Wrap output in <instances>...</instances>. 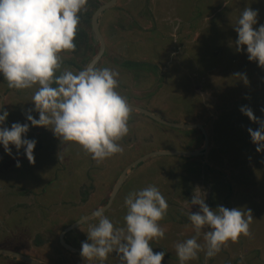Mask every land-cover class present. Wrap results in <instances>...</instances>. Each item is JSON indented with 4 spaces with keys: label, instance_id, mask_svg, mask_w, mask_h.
Here are the masks:
<instances>
[{
    "label": "rangeland",
    "instance_id": "374dc122",
    "mask_svg": "<svg viewBox=\"0 0 264 264\" xmlns=\"http://www.w3.org/2000/svg\"><path fill=\"white\" fill-rule=\"evenodd\" d=\"M106 1H91L93 5L89 8L94 11ZM246 7L258 11V23L253 26L258 30L264 25V0H118L101 16V30L107 47L96 68L108 67L119 72L116 91L121 96L129 103L148 105L156 112L179 114L185 123H202L210 118L209 128L202 123L210 137L206 155L154 156L145 160L132 171L116 204L104 213L114 227H125L127 207L122 206L128 194L156 186L169 205L167 215L159 221L166 229L164 238L150 242L154 253H166L162 264H180L176 244L195 235L188 214L199 210L198 205L190 202L197 188L201 190V198L213 210L224 206L241 208L247 214L250 209L253 216L251 236L241 235L237 243L229 241L211 258L206 257L205 247L198 253V259L186 264H264V152H257L251 136L245 139L242 133L245 125L246 130H256L260 125L241 112L242 107H249L256 117L264 120V111H261L264 109V84L259 83V92L253 98L251 94L246 95L252 90L249 84L264 80V68L248 59L246 45L243 51H237L235 27ZM90 19L91 16L84 21V30L88 33L86 42L77 43L75 51L61 56L57 75L64 70L74 73L83 70L87 60L97 53L89 30ZM115 24L123 26L119 28ZM80 56L84 63L79 62ZM210 65H215V69H209ZM145 85L147 88L143 89ZM38 87L10 89L0 73V91L7 93L0 115L4 110L9 113L0 127L11 128L13 123L31 124L26 117L28 110L35 108L31 98ZM149 93L153 95L148 98ZM193 114L199 122H193ZM31 115L39 119L38 112L32 111ZM130 120L129 133L122 138L128 141L127 144L117 142L129 155L109 160L115 177L126 162L154 150L181 149L176 146L177 142L193 136L189 134L192 129L152 126L143 114L134 110ZM43 129H35L29 135L36 141L34 164L29 162L26 154L2 155L5 149L0 143V160L8 157L3 162L6 168L0 170V248L19 249L51 263L78 264L69 253L60 249L59 229L64 221L92 206L79 204L80 186L76 175L70 176L63 171L67 176L64 177L62 172H56L66 164L74 169L72 164L79 159L78 154L85 151L74 142L62 143L52 130ZM194 141H197L195 136ZM17 161L20 163L18 169ZM55 177L56 182H48ZM44 182L48 186L45 187ZM56 185L66 189L68 194L62 192L55 196V190L51 188ZM43 189L47 191L42 193ZM97 223V218L89 220L73 230L70 239L69 235L65 236V240L81 245L90 242L86 232L89 226ZM27 233L30 237H25ZM31 234L45 243L27 241ZM198 243L205 245L203 231ZM20 263L28 264L15 257L0 255V264ZM95 264H101V261L96 259ZM103 264H120L118 254L110 253Z\"/></svg>",
    "mask_w": 264,
    "mask_h": 264
},
{
    "label": "clouds",
    "instance_id": "9594fccd",
    "mask_svg": "<svg viewBox=\"0 0 264 264\" xmlns=\"http://www.w3.org/2000/svg\"><path fill=\"white\" fill-rule=\"evenodd\" d=\"M87 4L88 0H0V73L10 89L39 86L31 98L35 108L29 109L26 117L32 126L51 128L62 143L80 145L100 163L123 153L117 142L129 133L132 109L116 91L120 74L108 67L98 69L92 65L77 73L64 70L56 74L62 63L60 54L77 47L74 41L80 14L87 10ZM257 17L258 11L251 7L241 12L235 27L236 45L237 51H243L246 45L248 59L264 68V25L254 29ZM32 111L39 113V119L31 115ZM241 112L260 125L256 130L248 128V132L256 151L264 152V120L256 117L249 107H242ZM8 116L4 110L0 125ZM28 131V123L0 127V143L9 155L10 145L17 150L24 148L27 159L34 164L36 141L23 138ZM200 192L197 188L190 201L199 210L188 214L195 235L175 246L180 264L198 259V253L205 247L206 257L211 258L229 241L237 243L241 235L251 236L250 209L247 214L241 208L218 206L213 210ZM124 203L125 227H114L102 210L95 213L98 223L89 226L86 232L90 242L81 245L80 254L86 264H95L96 259L103 264L113 252L118 254L120 264H162L166 253H154L150 242L165 236L166 229L159 221L167 215L166 199L156 186L150 185L129 193ZM202 231L203 246L198 243Z\"/></svg>",
    "mask_w": 264,
    "mask_h": 264
},
{
    "label": "flooded vegetation",
    "instance_id": "af4514ba",
    "mask_svg": "<svg viewBox=\"0 0 264 264\" xmlns=\"http://www.w3.org/2000/svg\"><path fill=\"white\" fill-rule=\"evenodd\" d=\"M91 1H94V0H88V4H87V6H86V11H82L81 12V14H80V23H79V25H78V29H77V36H76V39H75V41H74V43L77 45V43H78V45L80 44V43H85L86 42V38H85V35L86 34H88V33H86L87 32V30L85 29L84 30V28L86 27V26H84V21H85V18L87 17L88 18V20H89V16H91V19H92V15H93V13H94V11L99 7H96V9L94 10V11H92V9L91 8H89V6L92 4L91 3ZM118 2V1H117ZM93 5V4H92ZM100 5V4H99ZM113 8V7H112ZM111 9V8H110ZM90 12H92V15H91V13ZM125 13V12H124ZM91 19H90V32H91ZM101 24H102V22H101V18H100V26H101ZM123 25H121V24H115V27H119V28H121ZM91 34V33H90ZM104 35V34H103ZM91 36H92V34H91ZM105 37V36H104ZM93 38V37H92ZM92 41H94L93 39H92ZM65 53H67V52H62L61 54H60V56H64L65 55ZM76 70V69H75ZM5 100H7V93L6 92H1L0 91V103H2L3 105H4V103H5ZM132 104H134V103H132ZM137 105V104H136ZM138 106H141V105H139L138 104ZM141 107H143V106H141ZM135 111V110H134ZM137 112V111H136ZM2 114V113H1ZM141 114V113H140ZM156 114H158V113H156ZM160 115V114H159ZM162 116V115H161ZM164 118V117H163ZM151 119V118H150ZM166 119V118H165ZM132 120H130L129 119V121H128V126H130V125H132V122H131ZM154 121V120H153ZM13 122H18V121H15V120H13ZM154 122H156V121H154ZM175 122V121H174ZM157 123V122H156ZM185 123V122H184ZM169 127V126H168ZM38 128H40V129H43V128H45V127H39V126H32L31 124H29V131L25 134V136L23 137L24 139H30V140H32V138H31V136H29L30 135V133H32L33 132V130H35V129H38ZM172 128V127H171ZM46 129H50V128H46ZM44 130V129H43ZM51 130V129H50ZM142 132H139V134H141ZM138 134V135H139ZM137 135V136H138ZM137 136L135 137L136 139H139V138H137ZM140 137H142L143 138V134H141L140 135ZM41 141H43L42 139H40V142ZM122 143H124L125 145L127 144V142L128 141H124V139H122V140H120ZM130 143V142H129ZM134 144L136 145V149H138V144H137V142H134ZM15 146V145H14ZM130 146V148H134V145H129ZM10 147H11V149H12V155H17V154H25V149L23 150V151H21V150H16L14 147H13V145H10ZM21 149H23V148H21ZM7 152L6 151H3L2 152V155H4V154H6ZM11 155V156H12ZM76 155V154H75ZM79 155V159L77 160V161H75V164L73 165L72 164V166H73V168L74 169H72V168H68V166H70V164H66V167L63 165L62 166V169H61V172L63 173V171H67L69 174H70V176H72V175H76V180H77V182H78V184H79V194H78V196L80 197L79 198V204H85V203H87L88 205H91V206H93V205H97L98 204V199L99 198H101L102 196H104L105 195V190H106V188H111V191H110V195H111V193H112V191H113V189H114V186L116 185V183H117V181L119 180V178H120V176H121V173H122V171L125 169V167L127 166V165H129L130 163H128V164H126V165H123L121 168H120V171H118L117 172V175H116V177H115V173L111 170V168H110V166H109V160L111 159V158H113L114 160H115V158H117V157H119L118 159H121L122 157H126L127 155H129V154H127V153H125V152H123L122 154L121 153H117V154H115V155H113L112 157H109V158H106V159H104L102 162H100V163H97L95 160H93L92 159V157H91V155L90 154H88V153H86V152H81V153H79L78 154ZM141 156H143V154L142 155H140L139 157H141ZM139 157H137V158H139ZM137 158H135L134 160H136ZM7 159H8V157L7 158H1V160H0V170H4L6 167H4V161H7ZM52 160H54V162H55V160L56 159H53V157H52ZM67 160V159H66ZM133 160V161H134ZM132 161V162H133ZM18 162V161H17ZM14 164V163H13ZM138 166H140V164L138 165ZM137 166V167H138ZM137 167H135V168H133V169H130L129 171H128V175H127V177L125 178V181H124V183L122 184V186H121V188L119 189V191H118V193H117V195H116V197H115V199H114V201H113V203H112V205H111V207L112 206H114L115 204H116V202H117V198H118V196L120 195V193L121 192H123L124 193V186L126 185V182H128L127 180H129V176L131 175V173H132V171L133 170H135ZM16 168L18 169V167H17V165H16ZM116 170V169H115ZM112 171V172H111ZM111 172V173H110ZM9 175H12V174H9ZM8 176V175H7ZM62 176H64V177H67L66 176V174L65 173H63V175ZM107 178H110V180H107ZM55 181L56 180V178H53V179H51V180H49L48 182H52V181ZM54 181L52 182V183H54ZM47 182V181H46ZM47 182V183H48ZM56 182V181H55ZM46 186H48V185H46ZM100 193V194H99ZM122 193V194H123ZM110 195H109V197H110ZM109 197H108V199H109ZM108 201V200H107ZM88 202H92V203H88ZM107 203V202H106ZM102 207V206H101ZM110 207V208H111ZM123 208L125 207L126 208V205H125V203H124V205L122 206ZM109 208V209H110ZM108 209V210H109ZM95 218V217H94ZM188 220V219H187ZM190 221V220H189ZM188 221V222H189ZM185 222H187V221H185ZM191 223V222H190ZM71 233V232H70ZM70 233H68V234H70ZM67 234V235H68ZM66 235V236H67ZM67 241V240H66ZM68 242V241H67ZM68 243H70V242H68ZM70 244H72V245H74L73 243H70ZM75 246H77V245H75ZM32 257V256H31ZM33 258V257H32ZM36 259V258H35ZM38 260V259H37ZM41 261V260H40ZM28 263V262H27ZM28 264H30V263H28Z\"/></svg>",
    "mask_w": 264,
    "mask_h": 264
},
{
    "label": "water",
    "instance_id": "95a60500",
    "mask_svg": "<svg viewBox=\"0 0 264 264\" xmlns=\"http://www.w3.org/2000/svg\"><path fill=\"white\" fill-rule=\"evenodd\" d=\"M117 1L118 0H108V1L100 4L99 7L94 11V13L92 15L91 34H92L94 43L98 47V50H97V53L95 54V56L87 64V66L92 65V66L96 67L106 53L107 44H106V39H105L103 32L101 30L100 18L103 15V13H105L110 8L114 7L117 4ZM128 104L132 110H135V111L151 118L152 120L156 121L159 124L166 125V126H169L172 128H179V129L200 128L203 135H204V140H205L204 147L202 149H199V150H185V149L154 150V151H150L148 153L143 154V156L137 158L136 160L131 162L129 165H127L125 167V169L122 171L121 176H120L119 180L117 181L116 185L114 186V189H113L107 203L105 205H103L102 207H99L96 210H94V211L86 214L85 216L77 219L76 221H74L70 225L66 226L61 231V233L59 235L60 243L63 247H65L68 250H71V251H74L77 253H81V248L68 243L65 240V236L68 233L75 230L77 227H79V226L85 224L86 222H88L89 220L93 219L95 217V213L97 211L102 210L103 213H105L111 207L119 189L121 188L122 184L125 181V178L128 175V171L130 169L137 167L139 164H141L145 160H147L151 157H154V156L197 157V156H203V155L207 154V151H208L209 145H210V137H209L207 130L205 129V126L202 123H184V122L169 121V120L163 118V116L152 112L151 110H149L146 107H141V106H138L136 104L129 103V102H128ZM0 254L15 257L17 259L28 262L30 264H46L40 260L32 258L31 256H29L27 254H24V253L15 251V250L0 248Z\"/></svg>",
    "mask_w": 264,
    "mask_h": 264
},
{
    "label": "trees",
    "instance_id": "16d2710c",
    "mask_svg": "<svg viewBox=\"0 0 264 264\" xmlns=\"http://www.w3.org/2000/svg\"><path fill=\"white\" fill-rule=\"evenodd\" d=\"M95 9V8H94ZM97 46H96V48H95V51H97ZM211 67L209 68V69H215V65H210ZM211 72V71H210ZM163 78V77H162ZM165 78H163V80H164ZM153 83V81L151 82V84ZM259 83L260 84H264V80H261V79H258V80H256L255 82H252V84H249L248 85V87H251L252 88V90L251 91H249V92H246V95L248 96V95H250L251 94V96H252V98L254 97V95L256 94V93H258L259 92V90L257 89V86L259 85ZM158 84V83H157ZM160 87L162 86V83L160 82L159 84H158ZM259 87V86H258ZM145 88H147V86L145 85L144 86V88L143 89H145ZM264 90V89H263ZM144 92V91H143ZM261 92V91H260ZM153 95V93H149L148 94V98L149 97H151ZM264 98V97H263ZM139 104V103H138ZM139 105H142L143 106V104H139ZM183 106V105H182ZM143 107H149L148 105H144ZM219 108H220V106H219ZM148 109H150L151 111H153V112H155V113H160V115H162L163 117H165V118H167L168 120H171V121H175V122H182V118H181V115H179V114H175V113H173V114H166V112L164 113H161V112H156V110H153V108H148ZM258 109V108H257ZM139 113V112H138ZM195 114H193L192 115V118L194 119V121L193 122H199L200 120H199V118H196L195 116H194ZM143 117H145L146 119H147V123H151L152 124V126H154V125H156V126H161V127H164V128H170L171 129V127H168V126H166V125H162V124H156V122H154L152 119H150L149 117H147V116H145V115H143ZM170 117V118H169ZM210 119V118H209ZM209 119H206V120H204L202 123L203 124H205L207 127H208V122H209ZM224 119V118H223ZM209 128V127H208ZM242 129H243V138L245 137V139H248L249 138V136H250V134H249V132H248V130H246V125L245 126H243L242 127ZM192 134L193 136H192V138H185L186 140H187V142L185 141V139L184 140H182V141H178L177 143V147L179 148H181V149H185V150H199V149H202L203 147H204V143H205V140H204V136H203V134H202V132H201V130L199 129V128H193L192 130H190V132H189V134ZM194 136L197 138V141H194ZM189 140V141H188ZM175 146V147H176ZM135 159V158H134ZM128 162H126V164H127ZM125 164V165H126ZM26 172H27V170H26ZM59 172H61V169H59L58 168V171L56 172V173H59ZM25 173V172H24ZM56 178V177H55ZM45 179V178H44ZM43 179V180H44ZM47 179V178H46ZM45 181V180H44ZM56 181V180H55ZM45 183V182H44ZM45 187H46V183H45ZM52 190H55L54 192H55V196H57V195H59L60 193H64V195H66V194H68V193H66L65 191H66V189H62V188H59L57 185L54 187V188H51ZM47 191V189L45 190V189H43L42 190V193L44 192H46ZM57 191V192H56ZM110 191H111V188H106V190L104 191L105 192V195L104 196H102L101 198H99L98 199V204L97 205H93L92 207H90V208H88L86 211H84L82 214H80V215H78L77 217H73V218H71V219H69V220H67V221H64L63 222V224H62V226H61V228L59 229V231H62L66 226H68V225H70L71 223H73L74 221H76L77 219H79V218H81V217H83V215H85V214H87V213H89V212H91V211H93V210H96L97 208H99V207H101V206H103V205H105L106 204V202H107V200H108V197H109V195H110ZM50 193L51 192H49V195H50ZM70 195V194H69ZM94 219H96V218H93V220ZM24 231V230H23ZM29 232V231H28ZM73 233V232H72ZM72 233H70V234H72ZM70 234H68L69 235V239H70ZM67 235V236H68ZM25 237H30V234L29 233H27V234H25ZM31 238H32V240L33 241H31ZM31 238L29 239V238H27V241H30V242H33L32 244H34V243H39V244H43V243H45L44 241H41V239L37 236V235H34V236H32V234H31ZM58 238H59V236H58ZM67 240V239H66ZM68 241V240H67ZM74 243V242H73ZM58 245H59V247H60V249L61 250H63V251H66L67 253H69L72 257H71V259L72 260H76L77 262H78V264H86V262H85V260L82 258V256H81V254L80 253H77V252H74V251H71V250H68V249H66L65 247H63L62 245H61V243H60V241H59V239H58ZM74 245H77V246H79V247H81V244H79V243H74ZM17 247V246H16ZM15 247V248H16ZM17 251H19V252H21V253H23L21 250H19V249H17ZM25 254V253H24ZM36 259H38V260H41L42 262H44V263H46V264H58V263H51V262H48L47 260H44V259H40V258H36ZM22 261V260H21Z\"/></svg>",
    "mask_w": 264,
    "mask_h": 264
},
{
    "label": "crops",
    "instance_id": "0c3cea01",
    "mask_svg": "<svg viewBox=\"0 0 264 264\" xmlns=\"http://www.w3.org/2000/svg\"><path fill=\"white\" fill-rule=\"evenodd\" d=\"M94 46V45H93ZM95 56V55H94ZM81 57V56H80ZM82 59H79V60H81V61H79V62H83L84 63V61H83V57H81ZM93 58V56H91L90 58H89V60H87V64L90 62V60ZM21 264V263H20Z\"/></svg>",
    "mask_w": 264,
    "mask_h": 264
}]
</instances>
